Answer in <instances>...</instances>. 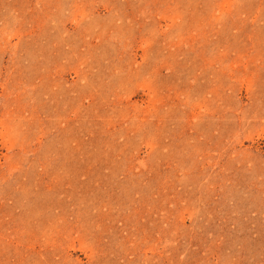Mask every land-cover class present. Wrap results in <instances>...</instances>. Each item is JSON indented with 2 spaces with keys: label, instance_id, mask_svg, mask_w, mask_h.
Returning a JSON list of instances; mask_svg holds the SVG:
<instances>
[{
  "label": "rangeland",
  "instance_id": "1",
  "mask_svg": "<svg viewBox=\"0 0 264 264\" xmlns=\"http://www.w3.org/2000/svg\"><path fill=\"white\" fill-rule=\"evenodd\" d=\"M0 264H264V0H0Z\"/></svg>",
  "mask_w": 264,
  "mask_h": 264
}]
</instances>
